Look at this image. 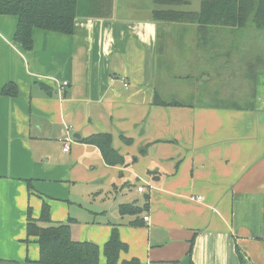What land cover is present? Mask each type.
Wrapping results in <instances>:
<instances>
[{
    "label": "crops",
    "instance_id": "0c3cea01",
    "mask_svg": "<svg viewBox=\"0 0 264 264\" xmlns=\"http://www.w3.org/2000/svg\"><path fill=\"white\" fill-rule=\"evenodd\" d=\"M120 3L103 16L79 13L71 34L33 29L31 49L13 38L17 16L0 15V262L37 260L27 209L37 218L46 202L73 240L100 247V264L113 228L127 244L119 260L264 264V44L244 41L238 28L153 21V1L146 16H123ZM238 56L263 59L241 64L254 73L250 106L156 104L176 99L164 96L169 69L239 65ZM9 83L15 96L1 93ZM97 133L110 135L123 164L108 165L84 141ZM75 186L97 199L89 212L101 220L79 222L70 211ZM125 203L147 208L121 215ZM137 217L143 224L131 225Z\"/></svg>",
    "mask_w": 264,
    "mask_h": 264
},
{
    "label": "trees",
    "instance_id": "16d2710c",
    "mask_svg": "<svg viewBox=\"0 0 264 264\" xmlns=\"http://www.w3.org/2000/svg\"><path fill=\"white\" fill-rule=\"evenodd\" d=\"M152 1L155 7L151 11V19L157 22L190 21L197 24L198 31H204L216 27L243 29L252 21L256 29H264V0H199V8L196 11L177 9V7L184 5L186 0ZM106 2L108 4L107 7L105 6L106 11H104ZM95 4L101 10L103 9V13L101 12V16H103L108 14L111 0H95ZM98 12L100 11L95 12L96 15L99 14ZM79 13V0H0V15L17 16L13 38L25 49L32 48V31L36 28L71 34L74 19ZM262 61L263 59L259 56L251 58L248 62L262 64ZM253 83L254 73L251 76L252 88ZM1 93L7 96H15L17 88L14 84L9 83L3 86ZM252 99L253 96L248 102L249 106ZM156 104L193 106L178 102L176 99L161 103L157 101ZM208 106L221 105L214 103L208 104ZM84 141L95 145L108 165L123 164L122 156L111 147L110 135L105 133L92 134ZM146 208L147 204L139 207L125 203L119 205V212L121 215H139ZM142 224V220H139L138 217L131 222V225L134 226H141ZM26 235L36 239L38 258L35 261L27 260L25 264H100V247L91 241L73 240L69 223L53 222L50 219L49 205L46 202L42 203L37 218L31 217V208L28 207ZM192 246L193 238L190 240L187 250L188 256H190ZM126 250L127 244L119 239L117 229L113 228L108 240L102 245L104 264H141L136 258L119 260L120 252Z\"/></svg>",
    "mask_w": 264,
    "mask_h": 264
},
{
    "label": "rangeland",
    "instance_id": "374dc122",
    "mask_svg": "<svg viewBox=\"0 0 264 264\" xmlns=\"http://www.w3.org/2000/svg\"><path fill=\"white\" fill-rule=\"evenodd\" d=\"M122 2L127 3V8L119 10V14L123 16H146L149 13V5H152V0H121L120 4H124ZM129 4H131V6ZM188 8L190 10H198V0H194L193 4ZM97 11L102 12L103 9L101 10V8H98V5L95 4V0H79L80 13L88 14ZM259 30L262 29L256 30L252 21H250L246 28L238 29L237 31L239 36H244V41L251 42L250 40H246L251 39L254 44L261 45L264 44V39H262V37H264V30ZM173 41L174 40L164 41L165 44L163 49H166L169 42L172 43ZM215 42L216 44L219 43L218 40H215ZM233 58L234 62L239 63V65L208 66L206 70L197 66L196 71H194V69H190L189 71L169 69V71L162 74L165 79L168 78V80H170V82L168 81L170 83L168 84L169 88L167 86L163 88L165 92L164 96H173L177 100L187 104L196 103V105H208L215 103L221 106H247L253 96L251 84L252 72L242 70L245 67L241 66V64L245 63L250 57L238 56ZM228 61L230 62L229 59ZM223 68H226V70H223ZM71 190L73 196L67 204L70 211L77 213V220L79 222L91 220L93 218L96 220L102 219L101 216H93L89 212L97 208V199L93 200L92 196L84 193V195L79 196L82 191L77 186L73 187ZM70 220L71 218H69V221ZM100 257L103 258L102 253ZM0 264L25 263L0 262Z\"/></svg>",
    "mask_w": 264,
    "mask_h": 264
},
{
    "label": "built area",
    "instance_id": "2783aa9c",
    "mask_svg": "<svg viewBox=\"0 0 264 264\" xmlns=\"http://www.w3.org/2000/svg\"><path fill=\"white\" fill-rule=\"evenodd\" d=\"M120 81L123 83L124 87L128 86V84L124 81L123 78H120ZM65 84H66V82H64V85ZM72 141H73V138L71 136H69V135H66L63 139H61L62 151L67 152L69 150V148H70V145H71ZM142 190H143V186L142 185L137 187V191L141 192ZM191 199L195 200V201H198V200L201 199V197H199V196L191 197ZM143 220L147 222L149 220V217L146 215V216L143 217Z\"/></svg>",
    "mask_w": 264,
    "mask_h": 264
}]
</instances>
